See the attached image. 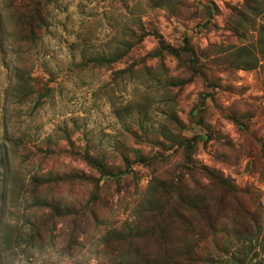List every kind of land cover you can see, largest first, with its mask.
<instances>
[{"label": "rangeland", "instance_id": "rangeland-1", "mask_svg": "<svg viewBox=\"0 0 264 264\" xmlns=\"http://www.w3.org/2000/svg\"><path fill=\"white\" fill-rule=\"evenodd\" d=\"M262 1L168 0L155 7L151 0H36L42 18L31 38L18 21L21 4L29 0H0V141L7 139L10 155L9 140L18 137L55 150L35 164L12 155L14 171L25 180L40 170L97 179L99 174L78 156L85 151L115 171L124 169L123 158L131 163L120 181L100 185L95 202L90 184L59 181V201L77 215L59 218L56 239L41 248L6 251L0 264H109L105 232L130 225L153 175L177 167L182 156L175 147L164 152L162 163L146 166L135 162V155L162 152L158 142L166 144L165 138L177 132L176 120L182 136L208 133L192 155L197 166L253 193L246 200L249 218L219 221L215 227L218 238H232L219 243L229 251L226 264H264V48L258 36L264 11L247 14ZM212 6L216 11L210 25L200 26L205 8ZM240 14L249 19L241 34H235L231 27ZM249 25L255 28L248 30ZM154 31L174 48L188 39L198 56L208 57L201 59L208 68L204 77L191 78L167 54L152 57L158 47ZM128 42L133 49L119 61L95 65L94 59L110 57ZM240 47L258 61L255 69L222 66V59ZM23 87L28 93L38 91L42 100L24 95ZM208 94L214 100L204 102L206 131L194 127L189 115ZM17 199L7 214L13 226L28 218L25 202Z\"/></svg>", "mask_w": 264, "mask_h": 264}, {"label": "trees", "instance_id": "trees-1", "mask_svg": "<svg viewBox=\"0 0 264 264\" xmlns=\"http://www.w3.org/2000/svg\"><path fill=\"white\" fill-rule=\"evenodd\" d=\"M151 1L155 2V0ZM167 1L159 0L154 5L162 7ZM27 3L21 4L23 13L18 14V21L23 24L25 31L32 38L37 33L35 24L41 25L42 16L36 0H29L28 5ZM252 6L249 7L250 12L247 14L257 16L264 11V1L260 2L258 9ZM215 11L213 6L205 8L203 23L200 26L208 27L209 20ZM237 18L231 31L241 34L239 31L245 29L244 25L249 17L240 14ZM247 27L248 30L255 28L250 25ZM152 34L158 43V47L151 54L152 57L161 59L164 54H167L177 59L179 65L191 78L204 77V70L208 68L201 59L206 60L208 57L198 56L188 39L183 41L180 48H174L168 46L156 31ZM132 36L134 37L135 33ZM144 36L145 33H142L139 40L142 41ZM258 36L259 46L264 48V26H260ZM132 49L130 42L124 43L121 49L110 57H98L94 59V63L100 67L107 66L108 63L119 61ZM222 60V66L236 70H252L258 64L250 51L244 47L236 49ZM27 90V87H23L24 95L33 96V98L35 96L36 102L42 100L43 97L38 91L32 90L28 93ZM21 92L20 90V94ZM202 98L199 106L197 105L190 111L189 120L194 127H201L208 131L209 128L204 121L206 113L204 102L206 98L213 101L214 96L208 94L202 95ZM232 121L235 124L241 122L236 117H233ZM175 123L178 125L177 132L170 133L165 138L166 144L158 142L162 152L145 156L139 153L135 155V162L153 166L165 160L166 150L176 147L182 154L177 167L168 168L162 174L153 175L144 197L136 206L133 222L130 225H123L121 229H110L105 232L103 243L107 249L109 264H226L227 261L224 259L228 257L229 251L221 248L219 243L221 241L231 242L232 238H218L215 227L221 225L219 221L245 219L251 215L247 201L248 199L249 202L251 201L252 192L238 189L222 174L195 164L192 155L196 145L199 140L205 141L208 133L201 136L193 135V137L182 136L178 132L181 122L176 120ZM9 144L12 148V155L20 154L21 159L30 164H35V160L47 159L55 154L54 149L42 150V147L30 145L24 137L10 139ZM12 155L8 152L7 139L3 138L0 141V261L6 251L11 252L16 248L22 250L41 248L48 239H56L55 230L59 224V218L67 219L72 215L73 217L77 215L72 207L59 201L57 192L59 181L60 183L79 181L90 184L92 189H95L91 201L95 202L98 199L96 190L100 185L108 180L120 181L130 173L131 166L126 157L123 158L124 169L115 171L109 168L103 158L85 151L77 155L89 168L99 174L97 179L79 173L59 175L58 171L52 170L42 173L39 164L38 170L40 171H34L25 180L23 176L21 177L14 171ZM201 178L207 183L201 184L198 181ZM215 188L217 196H215ZM17 198L25 202L28 218L23 225L13 226L8 223L7 214L10 211L11 202L18 200ZM82 213L83 215L88 214L86 210ZM90 215L94 219L97 217L92 211ZM258 234V232L254 233V238H257ZM214 251L215 254L212 253Z\"/></svg>", "mask_w": 264, "mask_h": 264}]
</instances>
